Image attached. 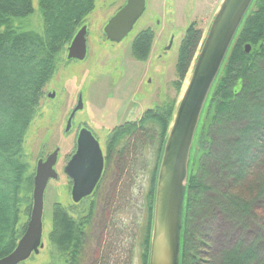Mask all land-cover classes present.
I'll use <instances>...</instances> for the list:
<instances>
[{
  "label": "trees",
  "instance_id": "obj_1",
  "mask_svg": "<svg viewBox=\"0 0 264 264\" xmlns=\"http://www.w3.org/2000/svg\"><path fill=\"white\" fill-rule=\"evenodd\" d=\"M96 1L38 0L44 25L43 33L38 34L15 27L16 21L34 14L33 0H0V259L14 251L27 228L20 227L21 218L23 214L29 217L32 211L29 195L34 174H29L24 159L26 133L44 88L56 72L58 56L95 10ZM202 36L192 24L181 41L176 63L179 80L175 84L179 90ZM154 37L151 29L136 36L132 44L136 60L146 61L150 57ZM246 45L251 46L249 54ZM175 110L174 104L166 102L145 111L137 121L115 127L106 144V166L115 160L130 178L135 168L142 170L148 164L152 150L155 168L151 181L155 184ZM212 171L224 182H220L222 189H218L213 201L221 203L223 215L242 226V217H249L253 204L264 200V0H255L248 12L202 115L190 161L181 264H210L208 234L192 231L190 217L206 205L205 197L212 190ZM155 194L152 185L146 196L148 224L142 264H148ZM92 215L90 212L76 220L60 204L54 206L49 240L67 255L68 264H85ZM115 251L111 242L97 263L125 264L113 261ZM253 263L264 264V258L260 259L257 246L251 245H241L226 253L222 262Z\"/></svg>",
  "mask_w": 264,
  "mask_h": 264
},
{
  "label": "rangeland",
  "instance_id": "obj_2",
  "mask_svg": "<svg viewBox=\"0 0 264 264\" xmlns=\"http://www.w3.org/2000/svg\"><path fill=\"white\" fill-rule=\"evenodd\" d=\"M222 1L146 0L143 16L121 44L109 42L104 28L127 0L96 1L95 10L83 25L87 28L86 59L68 60L69 45L58 56L56 72L44 88L42 101L26 133L24 159L29 165V174L35 176L39 160H46L56 149L60 152L55 167L59 177L49 182L44 195V248L23 264H68L67 255L59 252L49 240L56 204H60L76 220L93 213L84 252L85 264H98L111 242L116 248L111 256L113 261L142 264L148 224L146 196L152 185L154 190L157 187L161 163L160 160L153 184L154 151L149 150L148 164L144 169L135 168L130 178L115 160L108 166L109 163H106L95 192L80 204L73 203L72 182L64 174V168L76 151L82 128L92 132L106 157L107 140L115 127L137 121L145 111L166 102H171L177 109L196 57ZM33 7L34 14L16 21L15 27L42 34L44 25L38 0H33ZM192 24L202 32L203 39L179 90V86H175L179 80L176 63L181 41ZM146 29L154 31L155 39L150 57L139 61L133 57L132 44L136 36ZM172 38L173 46L166 51L165 47ZM51 94L55 97L51 98ZM80 96L84 108L76 114L71 131L66 133L67 121ZM209 182L212 190L205 197V207L190 218L192 231H197L198 235L208 234L210 264H222L224 255L241 245L257 246L260 259L264 258V200L253 204L251 214L246 219L242 217L240 226L220 212L221 203L213 201L218 189H222L220 182H223L214 171L209 174ZM32 194L33 191L29 195L31 210ZM30 216L23 214L20 227H27ZM151 231L152 227L150 235Z\"/></svg>",
  "mask_w": 264,
  "mask_h": 264
},
{
  "label": "water",
  "instance_id": "obj_3",
  "mask_svg": "<svg viewBox=\"0 0 264 264\" xmlns=\"http://www.w3.org/2000/svg\"><path fill=\"white\" fill-rule=\"evenodd\" d=\"M255 0H223L209 33L196 57L192 73L170 127L161 159L148 264H181L184 212L190 161L197 131L212 89L235 38ZM146 10V0H127L106 24L104 34L112 44H121L133 31ZM247 54L251 46L246 45ZM87 28L82 27L68 47V60L87 57ZM51 98L55 94L49 95ZM84 108L81 96L72 111L65 132H70L76 114ZM60 149L39 160L33 181L32 211L16 248L0 259V264H23L44 248V195L51 180L58 179L55 167ZM105 157L99 141L88 128H82L76 151L64 168L72 182L73 203L79 204L95 192L104 172Z\"/></svg>",
  "mask_w": 264,
  "mask_h": 264
},
{
  "label": "flooded vegetation",
  "instance_id": "obj_4",
  "mask_svg": "<svg viewBox=\"0 0 264 264\" xmlns=\"http://www.w3.org/2000/svg\"><path fill=\"white\" fill-rule=\"evenodd\" d=\"M174 38V36H173ZM173 38L171 39V41L169 42V45L167 47H165V50L168 51V50H171L172 46H173ZM49 157V156H48ZM47 157V158H48ZM46 158V159H47ZM70 161V160H69ZM106 165V164H105ZM104 170H105V167H104ZM104 173V172H103ZM103 176V175H102Z\"/></svg>",
  "mask_w": 264,
  "mask_h": 264
}]
</instances>
